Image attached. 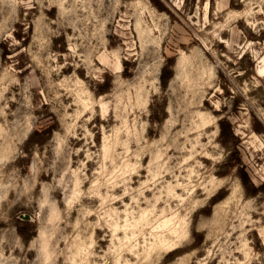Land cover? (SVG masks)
<instances>
[{"label": "rangeland", "instance_id": "374dc122", "mask_svg": "<svg viewBox=\"0 0 264 264\" xmlns=\"http://www.w3.org/2000/svg\"><path fill=\"white\" fill-rule=\"evenodd\" d=\"M153 1L0 0V264H264V0Z\"/></svg>", "mask_w": 264, "mask_h": 264}, {"label": "trees", "instance_id": "16d2710c", "mask_svg": "<svg viewBox=\"0 0 264 264\" xmlns=\"http://www.w3.org/2000/svg\"><path fill=\"white\" fill-rule=\"evenodd\" d=\"M153 3L158 9H162L161 3L158 0H157V2L153 1ZM17 37H19V36H17ZM173 62H174L173 57H168L165 60V64L162 67L161 72H160V76H159L161 88H165L167 86V83H168V81L172 75V71L170 69V66L173 64ZM96 93L99 94L102 92L98 91ZM151 122H152V119H151ZM218 127H219L220 135H223L224 133H226V131L228 129L226 121L221 120V119L218 121ZM237 174L239 175V177L241 179V183L243 184V186L245 188H247L248 179H247L246 172H244V170L242 168H238ZM263 189H264V185H261V186L255 188L252 192H250L249 195H255L258 191H262ZM216 199H217V197H216Z\"/></svg>", "mask_w": 264, "mask_h": 264}]
</instances>
